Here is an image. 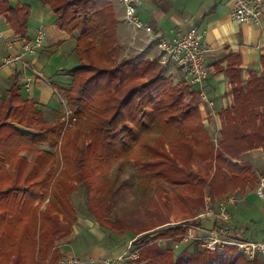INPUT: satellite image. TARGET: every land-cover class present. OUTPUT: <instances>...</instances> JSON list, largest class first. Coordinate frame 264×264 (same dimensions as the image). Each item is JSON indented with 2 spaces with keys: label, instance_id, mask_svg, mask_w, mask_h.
<instances>
[{
  "label": "trees",
  "instance_id": "1",
  "mask_svg": "<svg viewBox=\"0 0 264 264\" xmlns=\"http://www.w3.org/2000/svg\"><path fill=\"white\" fill-rule=\"evenodd\" d=\"M40 1L54 12L58 30L74 41L79 64L69 71L71 84L56 88L77 123L66 130L61 119L48 123L37 104L24 97L20 75L0 99V264H59L58 242L68 239L78 222L71 196L81 187L98 193L102 162L120 154L132 161L146 188L161 185L155 191L172 222L195 221L206 193L214 201L246 195L255 172L232 161L264 149V58L262 71L246 81L237 61L229 62L234 104L221 113L223 139L215 151L194 93L187 103L184 87L175 85L156 59L122 58L115 0ZM31 13L27 3L0 0V17L23 42L30 41ZM57 163L62 169L55 175ZM197 163L207 172L195 170ZM163 183L178 189L184 200ZM97 222L118 236L132 230L102 216ZM156 229H136L132 251L140 249V256L123 264H260L232 246L176 254L155 241L180 242L186 230Z\"/></svg>",
  "mask_w": 264,
  "mask_h": 264
},
{
  "label": "crops",
  "instance_id": "2",
  "mask_svg": "<svg viewBox=\"0 0 264 264\" xmlns=\"http://www.w3.org/2000/svg\"><path fill=\"white\" fill-rule=\"evenodd\" d=\"M14 4L18 0H12ZM31 6L32 13L29 21L28 37L30 41L36 36L39 29L46 32L45 45L38 49L35 54L28 56L32 70H25L21 64L12 68H3L0 72V99L5 96L15 75H20V86L22 93L27 99L33 100L37 108L43 111L45 120L52 123L61 119L64 112V97L56 87L66 88L72 78L69 71L79 64L74 53V41L66 37L56 26V17L48 5L40 0H19ZM238 0H144V5L139 9L140 18L147 24L153 26L157 37L172 38L195 28L204 33V41L210 47L209 55V77L206 82V91L215 101V108L207 115L217 125L221 124V113L233 103L231 93V82L227 76L226 69L229 62L237 61L238 68L242 70V79L247 80L251 74L260 73L263 69L264 58V14L260 23L239 21L232 18V10ZM117 17L120 21L118 29V40L125 42L127 50L134 46L136 35L139 40L135 45L138 49H145L147 53L152 52L145 40V33H136L135 30L126 24L124 19V8L115 0ZM0 67L4 59L20 51L26 42L18 39L13 30L9 27L6 18L0 17ZM13 43V47L9 44ZM146 53V54H147ZM140 55L145 57V55ZM147 56V55H146ZM78 62V63H77ZM33 81L28 86V78ZM180 80V72L174 76ZM63 123V120H62ZM255 168L257 179L264 177V151L257 149L245 156ZM252 187L246 195L241 197L239 203L233 210L242 215L259 222L250 227L240 226L238 220L233 225L240 227L244 238L264 241V202H262L255 190L259 184ZM232 208V207H231ZM236 221V222H235ZM253 221V220H252ZM254 223V222H253ZM107 231L101 228L96 221L93 222L88 216H79L77 224L73 228V234L66 240L61 241L63 247H59L62 259L78 258L80 260H95V264H103L105 259L119 257L126 250L128 243L119 247L116 244L118 236L114 234L107 236ZM137 237V235H136ZM118 246V247H117ZM61 259V260H62ZM264 264V257L258 259Z\"/></svg>",
  "mask_w": 264,
  "mask_h": 264
},
{
  "label": "built area",
  "instance_id": "3",
  "mask_svg": "<svg viewBox=\"0 0 264 264\" xmlns=\"http://www.w3.org/2000/svg\"><path fill=\"white\" fill-rule=\"evenodd\" d=\"M124 8V19L126 24L131 26L136 33L144 32L148 37V42L156 46L160 53V62L165 65V69L171 70L176 66L180 72L182 81L188 86L195 88L199 96V104L202 111L207 115L215 108V101L211 99L206 91V82L209 77V55L210 47L204 41V33L198 29H191L184 34L172 38L157 37L153 26L145 23L139 16V9L143 7L144 0H117ZM264 14V0H238L232 10L234 20L260 23ZM0 37H3L0 23ZM46 32L39 29L36 36L26 42L22 49L16 54H11L4 59L0 71L3 68H12L21 64L25 70H32L34 74L39 73L34 70L28 61V56L45 45ZM13 43L9 45L13 47ZM29 86L33 78H28ZM64 113L63 124L65 129L72 126L77 118L67 103L63 101ZM257 197L264 202V177L259 181L255 190ZM239 202L237 196H229L221 200L214 201L207 197L205 206L195 221H182L167 224L164 229L173 226L183 227L186 232L180 237L181 243L197 244L201 249L210 252L224 250L226 247H236L237 251L250 260L264 257V241H255L244 238L242 230L232 227L231 207ZM177 238L158 239L155 242L160 246ZM177 242V241H176ZM133 242L126 252L114 259H105L103 264H123L126 260L136 261L140 256V249L131 250ZM95 260H80L78 258H65L59 264H95Z\"/></svg>",
  "mask_w": 264,
  "mask_h": 264
},
{
  "label": "rangeland",
  "instance_id": "4",
  "mask_svg": "<svg viewBox=\"0 0 264 264\" xmlns=\"http://www.w3.org/2000/svg\"><path fill=\"white\" fill-rule=\"evenodd\" d=\"M115 7H116V4H115ZM115 10H116V8H115ZM65 36L68 37V35H66V34H65ZM138 40H139V34L136 35L135 44L137 43ZM145 40H146V43L149 44L147 35H145ZM135 44H134L135 47L129 46V49L127 50V45L125 42L119 43V45L121 47L122 58H136V59H140V60L141 59H151V60L156 59L160 62L161 56H160V53L158 52L156 46H152L149 44L150 47L153 48V50H152V52L147 53L145 51V49H138L139 48L138 45H135ZM144 54H146L147 56L146 55H145V57L140 56V55L144 56ZM162 66L164 67L165 65L162 64ZM164 69H165V67H164ZM5 70H7V69H5ZM5 70H3V71H5ZM3 71L0 72V74H2ZM177 72H178V69L176 66H173L171 68V70L165 69L166 75L170 76L172 78L175 85L178 84L179 86L184 87V89H185V91H184L185 100L187 101V103L191 99V96H190L191 93H194L195 98L198 101L199 112L201 113V116H202L201 117L202 118L201 124L204 126L208 135L212 139L213 147H214L215 151H217L219 149V146H220L218 144L223 139L222 121H221L220 125H217L211 117H207L206 114L203 113V111L200 108V104H199V96H198L195 88L188 86L185 82L182 81V79H180V80L174 79V76L177 75ZM62 97H63V95H62ZM64 101L67 103L65 98H64ZM233 104H234V98H233L232 105ZM67 105H68V103H67ZM63 109H64V104H63ZM61 117L63 120V117H65L64 112H62ZM75 117H76V115H75ZM76 123H77V121L74 122L72 126H69L66 129L75 128ZM64 129H65V126H64ZM61 144H62V142H59L58 145H61ZM44 147L47 149H50L52 151H56V150H54L48 146H44ZM257 149H262L264 151V149L261 147L255 148L249 152L244 153L241 156L240 160H233L232 162L235 164H238V165L251 166L255 172V168L252 165V162L249 159H245V156L247 154L251 153L252 151L257 150ZM23 154L28 159H30L32 157L31 153H23ZM102 164H104V165H102L100 167V169L97 171L100 173V176L98 178V193H96V194L95 193H89L85 188L81 187L77 192H75L71 196V200H72V202H73V204H74V206L78 212V218L80 215L81 216H88L90 219L93 220V222L94 221L97 222V217L102 216L107 221H112V222L121 221L126 226L131 227L132 230H126L122 234L123 236H118V235L114 234V236H118L116 244H118L119 247L125 245L126 243H128V241L130 239L134 238L129 242V244L126 245L127 246L126 250L130 246V243L136 239L137 230H139V229H150L152 227H157L156 230L158 231L159 228H162L165 225H167L165 223H168V224L177 223V222H172V220H170L168 218V214L166 213L165 207H163V204H162L161 200H159L158 194L156 193L157 191H155V187H157V186L160 187L161 185H156L154 187V189L146 188V184H144V183L142 184L141 180L139 179L138 174H137V170L134 167L132 161L127 156H125V154H120L119 156H116L114 159L110 160L109 162H107V161L102 162ZM61 169H62L61 164L57 163L55 166V173L54 174L57 175L58 172L61 171ZM194 169L195 170H197V169L204 170L205 169L207 172L208 168L205 165L197 163L194 165ZM210 173L212 174V172H210ZM255 176H256L255 181L254 182L252 181V183L247 187V192L251 191L252 187L256 185V181L258 180L256 173H255ZM162 186L164 187L165 190L172 193L175 197L183 199L182 193L178 189L173 188L166 183H163ZM208 195L209 194L206 193L205 198L209 197ZM234 196H237L239 198V201L241 200L242 196H240V195H234ZM205 201H206V199H205ZM171 206H173V205L170 203L169 207H171ZM204 206H205V204H204ZM89 208H90V210H89ZM203 209L204 208H201L199 213H201L203 211ZM90 211H92V214ZM237 211L235 212L233 210V207L231 208V213L232 214H233V212L235 213V220L236 219L238 220V222H239L238 224H240V226L250 227V231L253 232L255 229L254 226L256 224H259V222H261V221L255 222L254 219H250V217L244 216L240 212H237ZM186 217L189 219L192 216H186ZM174 221H176V220H174ZM180 222H182V221H180ZM232 222H234L233 218H232ZM232 227L236 230H241V229H239L240 227L239 228L235 227L233 225V223H232ZM106 233H107V236L111 235V233L108 231ZM61 241L62 240H60L58 242V245H57L58 248L60 246L63 247L64 243H62ZM161 246L164 248H166V247L173 248L176 251L175 252L176 254L181 253L185 249H188L190 251H195L197 249H200V247L195 243L187 244V243H181V242H176V241H170L166 244L165 243L162 244ZM132 248L133 247H131V250H132ZM126 250L124 251V253L126 252Z\"/></svg>",
  "mask_w": 264,
  "mask_h": 264
}]
</instances>
